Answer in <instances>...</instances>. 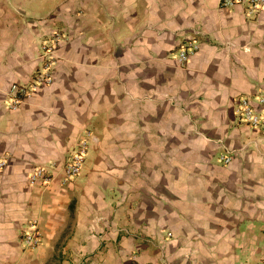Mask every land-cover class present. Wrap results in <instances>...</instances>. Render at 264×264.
Wrapping results in <instances>:
<instances>
[{
	"label": "crops",
	"instance_id": "crops-1",
	"mask_svg": "<svg viewBox=\"0 0 264 264\" xmlns=\"http://www.w3.org/2000/svg\"><path fill=\"white\" fill-rule=\"evenodd\" d=\"M191 40L200 49L182 65ZM48 64L53 83L12 110L11 87ZM263 92L264 12L0 0V264H264V128L234 114L235 99ZM82 141L79 176L30 185Z\"/></svg>",
	"mask_w": 264,
	"mask_h": 264
},
{
	"label": "built area",
	"instance_id": "built-area-1",
	"mask_svg": "<svg viewBox=\"0 0 264 264\" xmlns=\"http://www.w3.org/2000/svg\"><path fill=\"white\" fill-rule=\"evenodd\" d=\"M222 4L225 7H233L236 5L246 6L249 15L264 12V0H222ZM53 37L54 41L52 44H44L42 46L46 54L50 56L55 54L62 36L57 32ZM199 49V43L195 40L182 44L179 49V62L182 65L188 64L191 57L197 53ZM50 65L51 64L45 65L44 70L36 74L30 85L15 84L11 87L12 100L10 108L12 110H17L43 85L53 83L54 77ZM234 114L239 121L248 124L252 128H264V92L255 98L247 96L235 99ZM87 151L88 142L82 141L70 160L62 167H56L55 171H50V169L45 166L34 168L28 176L30 185L49 186L56 178L59 179L61 185H67L82 172ZM221 160L224 164L228 165L232 162V157L227 155L222 156ZM7 164V159L0 158V173L6 168ZM53 167L55 168V166ZM29 228V231L24 236V242L29 248L36 249L42 242L41 233L38 230L36 222H31Z\"/></svg>",
	"mask_w": 264,
	"mask_h": 264
}]
</instances>
